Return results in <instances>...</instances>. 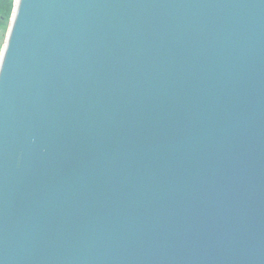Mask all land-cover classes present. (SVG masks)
Returning a JSON list of instances; mask_svg holds the SVG:
<instances>
[{"label": "water", "instance_id": "1", "mask_svg": "<svg viewBox=\"0 0 264 264\" xmlns=\"http://www.w3.org/2000/svg\"><path fill=\"white\" fill-rule=\"evenodd\" d=\"M0 61V264H264V0H19Z\"/></svg>", "mask_w": 264, "mask_h": 264}, {"label": "rangeland", "instance_id": "2", "mask_svg": "<svg viewBox=\"0 0 264 264\" xmlns=\"http://www.w3.org/2000/svg\"><path fill=\"white\" fill-rule=\"evenodd\" d=\"M18 1L19 0H11L12 9L8 10L7 15H5L6 22L4 23L0 19V22H2L3 25H4L3 28H0V61H1V58H2V56L4 54L3 51H4L5 47H6L7 42H8L7 39H8L9 34H10V30H11L10 28H11V25H12V22H13V19H14L13 17H14L16 8H17ZM9 5H10V0H9ZM0 11H1V9H0Z\"/></svg>", "mask_w": 264, "mask_h": 264}, {"label": "flooded vegetation", "instance_id": "3", "mask_svg": "<svg viewBox=\"0 0 264 264\" xmlns=\"http://www.w3.org/2000/svg\"><path fill=\"white\" fill-rule=\"evenodd\" d=\"M9 0H0V19L4 23L6 22L5 15H7L8 10H9Z\"/></svg>", "mask_w": 264, "mask_h": 264}, {"label": "trees", "instance_id": "4", "mask_svg": "<svg viewBox=\"0 0 264 264\" xmlns=\"http://www.w3.org/2000/svg\"><path fill=\"white\" fill-rule=\"evenodd\" d=\"M12 3H11V0H10V5H9V10H11L12 9Z\"/></svg>", "mask_w": 264, "mask_h": 264}, {"label": "snow or ice", "instance_id": "5", "mask_svg": "<svg viewBox=\"0 0 264 264\" xmlns=\"http://www.w3.org/2000/svg\"><path fill=\"white\" fill-rule=\"evenodd\" d=\"M3 26H4V25H3V23H2V22H0V28H3Z\"/></svg>", "mask_w": 264, "mask_h": 264}]
</instances>
